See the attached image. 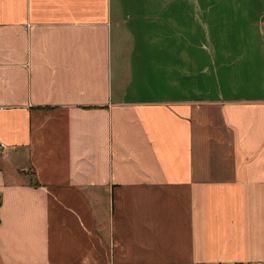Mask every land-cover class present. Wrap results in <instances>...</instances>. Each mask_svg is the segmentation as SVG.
Here are the masks:
<instances>
[{
	"label": "crops",
	"instance_id": "obj_1",
	"mask_svg": "<svg viewBox=\"0 0 264 264\" xmlns=\"http://www.w3.org/2000/svg\"><path fill=\"white\" fill-rule=\"evenodd\" d=\"M0 264H264V0H0Z\"/></svg>",
	"mask_w": 264,
	"mask_h": 264
}]
</instances>
